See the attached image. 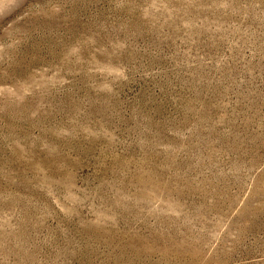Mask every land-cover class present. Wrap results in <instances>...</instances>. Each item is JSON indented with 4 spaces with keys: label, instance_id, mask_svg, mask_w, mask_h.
Wrapping results in <instances>:
<instances>
[{
    "label": "rangeland",
    "instance_id": "1",
    "mask_svg": "<svg viewBox=\"0 0 264 264\" xmlns=\"http://www.w3.org/2000/svg\"><path fill=\"white\" fill-rule=\"evenodd\" d=\"M0 264H264V0H0Z\"/></svg>",
    "mask_w": 264,
    "mask_h": 264
}]
</instances>
